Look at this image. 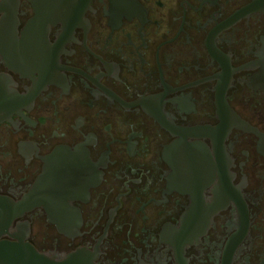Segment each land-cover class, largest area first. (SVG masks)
<instances>
[{"label": "flooded vegetation", "instance_id": "1", "mask_svg": "<svg viewBox=\"0 0 264 264\" xmlns=\"http://www.w3.org/2000/svg\"><path fill=\"white\" fill-rule=\"evenodd\" d=\"M0 234L264 264V0H0Z\"/></svg>", "mask_w": 264, "mask_h": 264}, {"label": "water", "instance_id": "2", "mask_svg": "<svg viewBox=\"0 0 264 264\" xmlns=\"http://www.w3.org/2000/svg\"><path fill=\"white\" fill-rule=\"evenodd\" d=\"M49 175L41 178L37 185V199L43 183ZM1 238V234H0ZM0 264H94L90 254L81 250L68 255H47L40 253L34 246L20 239L18 243L0 240Z\"/></svg>", "mask_w": 264, "mask_h": 264}]
</instances>
